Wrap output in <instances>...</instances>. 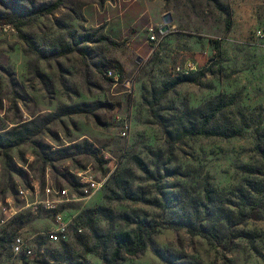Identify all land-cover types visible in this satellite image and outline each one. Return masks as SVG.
I'll return each instance as SVG.
<instances>
[{
    "label": "rangeland",
    "instance_id": "374dc122",
    "mask_svg": "<svg viewBox=\"0 0 264 264\" xmlns=\"http://www.w3.org/2000/svg\"><path fill=\"white\" fill-rule=\"evenodd\" d=\"M216 1L229 8V30ZM53 2L0 0V19ZM166 14L170 21L162 32ZM21 22L24 37L16 25L3 29L0 21V143L5 144L0 145V200L8 197L20 208L0 231V264H28L11 251L17 233L43 250L39 264H105L112 241L91 250L90 225L104 233L132 229L123 214L156 220L195 216L215 226L221 244L185 228L163 227L144 251L124 255L117 264H264V217L239 221L237 213L248 207L231 193L245 178L262 180L240 166L264 167L254 149L256 129L264 128V0H61L56 9ZM150 26L157 43L149 39ZM104 35L121 44L108 43ZM187 56L195 63L193 71L203 75L160 97L159 88L177 75L175 67ZM108 68H119L129 84L112 82L105 74ZM222 94H235L236 100L214 121L241 135L183 137L170 147L160 121L174 130L193 108ZM150 101L156 102L160 118L151 115ZM117 118L130 121L128 136L120 135ZM18 136L24 139L7 147ZM134 156L156 169L160 181L147 179ZM111 158L117 162L113 174L126 185L150 198L163 193L169 206L162 210L114 199L113 174L98 192L86 194L72 171L91 167L103 177ZM32 181L40 188L50 184L66 190L69 200L61 211L82 232L70 225L66 240L46 238L55 228L52 214L23 209L15 195L17 184ZM207 184L211 201L204 199ZM255 199L256 206H264L263 192ZM98 207L110 217L85 215ZM229 229L233 239L227 245L223 236ZM65 250L70 262L54 259Z\"/></svg>",
    "mask_w": 264,
    "mask_h": 264
},
{
    "label": "trees",
    "instance_id": "16d2710c",
    "mask_svg": "<svg viewBox=\"0 0 264 264\" xmlns=\"http://www.w3.org/2000/svg\"><path fill=\"white\" fill-rule=\"evenodd\" d=\"M61 4V0H55V2L42 6L38 9H32L26 12L25 14L12 18H3L0 21L4 24L13 23L17 26V32L19 36L24 37L23 33L19 30V26L22 23L23 18H27L32 16L37 12H49L51 10L56 9ZM216 7L224 14H226V29L229 30L231 26L230 12L229 8L225 5H221L218 1L215 2ZM104 40L109 41L108 43L112 45H120L121 43L116 42L114 40L108 39L107 36H102ZM118 67H120L119 62H115ZM119 69V68H118ZM107 70V69H106ZM106 72V71H105ZM203 75L200 71H190L188 73H177L172 79L165 81L162 86L159 88L160 97H162L166 92L171 90L177 84L182 82H191L196 83L199 81L201 76ZM159 97V98H160ZM236 95H217L213 99L207 101L204 105L193 108L192 114H187L185 116V120L183 123L179 124L174 130H171L167 124H164L160 121V125L163 128L164 133L166 134L167 141L169 146L171 147L174 144V141L180 140L183 137H193L198 135H217V136H233V135H241V130H232L228 128H221L214 120L216 116L220 113V111L228 105H231L235 102ZM156 102H149L151 115L155 118H160L158 112L154 109ZM19 137V136H18ZM24 138L19 137L14 142H10L7 144V147H10L19 141H22ZM1 146L5 145L0 143ZM255 151L260 155V157L264 160V128L261 130L259 128L256 129V143L254 146ZM171 155V154H170ZM133 160L136 162L138 167L144 172L147 179L160 181V178L157 177L156 169L149 168L143 160L139 157L134 156ZM241 171L247 173L249 175H258L262 177V180H254L251 178H245L244 181L232 188V192L235 197L240 200V203L248 207L247 210L241 209L237 213V217H239V221H243L244 219L252 218V219H260L264 217V206L258 205L256 206L255 194L263 192L264 195V167L262 166H254V165H242L240 166ZM112 172L111 174H113ZM110 174V175H111ZM110 177V176H109ZM112 184L114 185V199H129L134 201H141L147 203L152 206L160 207L162 210H165L169 204V198L161 193V196H156L153 198L145 196L143 193L133 190L130 186L125 184V181L119 178L116 175H112ZM118 191V192H116ZM204 199L205 201L212 200V191L209 185H205L204 190ZM202 208L204 209V213L208 212V206L203 201L201 203ZM88 212L101 213L104 215L106 219L110 216L104 212L102 208H95L89 210L85 213V215L89 218ZM123 219L128 223L133 225V228L130 230H116L110 233L101 232L90 225L92 235L95 239V244L91 248L99 249L101 248L107 240L112 241V247L110 250L109 256L105 260V264H117V262L124 256H136L142 251H144L148 245L152 241L153 235L160 228H185L186 231L192 235H200L211 242H216L221 244V236L215 229L213 224H208V222H200L196 221V217L191 215L187 216H174L169 218L168 220H156L154 218L140 217V216H129L128 214L122 215ZM205 218V216H203ZM226 219L229 222V226H232L231 217L228 214H225ZM91 219V218H90ZM207 219V218H205ZM223 237L227 238V245L232 241L233 232L229 229L227 234ZM3 242V240L1 241ZM224 245V244H223ZM158 251V250H157ZM163 251V250H161ZM164 252V251H163ZM64 253V254H63ZM60 256L57 258V255L54 256V259H60L64 261H71L70 254L65 250ZM161 253V252H160ZM160 257H165L163 254H160ZM167 260V258H165ZM76 264H85L84 261L78 260L75 262Z\"/></svg>",
    "mask_w": 264,
    "mask_h": 264
},
{
    "label": "built area",
    "instance_id": "2783aa9c",
    "mask_svg": "<svg viewBox=\"0 0 264 264\" xmlns=\"http://www.w3.org/2000/svg\"><path fill=\"white\" fill-rule=\"evenodd\" d=\"M164 25L160 27L162 32ZM1 27L7 29L10 28V24H2ZM148 31L150 41L157 43L159 38L155 33L154 27L150 26ZM259 33L260 31H258V34ZM194 69L195 63L193 61H186L182 65H177L175 67L176 73H188ZM105 74L107 78L114 83L124 82L129 84V81L124 80L118 69L108 68ZM117 119L120 126V135L122 137L128 136L131 129L130 121L127 118L121 121L119 120L120 118ZM116 166L117 162L111 158L109 160V171L103 177L98 176V173L91 167L79 168L73 170L72 173L77 177V182L85 193L91 196L104 186L106 179L115 170ZM65 194L66 190L64 189H54L50 184H45L40 188L34 181L26 185L17 184L15 186V195L17 199L22 202L21 207L23 209H28L34 214H38L39 212H49L52 214L55 228L46 233V238L54 242L66 240V234L70 225H74L77 232H82L81 226L75 225L73 220L70 218L67 219L66 215L61 211L63 205L69 200V198L64 197ZM19 211L20 208L17 207L10 198L7 197L4 200H0V231ZM11 251L13 254L25 258L28 264H39L38 261L43 253L42 249L39 251L36 250L30 241L19 233L12 237Z\"/></svg>",
    "mask_w": 264,
    "mask_h": 264
},
{
    "label": "water",
    "instance_id": "95a60500",
    "mask_svg": "<svg viewBox=\"0 0 264 264\" xmlns=\"http://www.w3.org/2000/svg\"><path fill=\"white\" fill-rule=\"evenodd\" d=\"M163 20H164V27L162 28L163 31H165L167 29V23L170 21V18H169V15L166 14L164 17H163Z\"/></svg>",
    "mask_w": 264,
    "mask_h": 264
},
{
    "label": "crops",
    "instance_id": "0c3cea01",
    "mask_svg": "<svg viewBox=\"0 0 264 264\" xmlns=\"http://www.w3.org/2000/svg\"><path fill=\"white\" fill-rule=\"evenodd\" d=\"M143 12H145V11H143ZM108 21H109V20H108ZM112 23L114 24V22H112ZM121 23H124V22H118V25L121 24ZM114 25H115V24H114ZM186 61H192V60H190V57L187 56L185 62H186ZM196 61H197V60H196ZM198 61H199V60H198ZM198 61H197V62H198Z\"/></svg>",
    "mask_w": 264,
    "mask_h": 264
}]
</instances>
